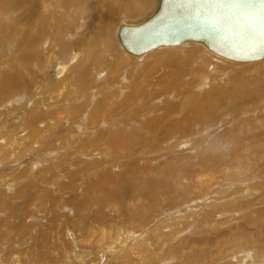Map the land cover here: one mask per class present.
Masks as SVG:
<instances>
[{"label":"rangeland","instance_id":"rangeland-1","mask_svg":"<svg viewBox=\"0 0 264 264\" xmlns=\"http://www.w3.org/2000/svg\"><path fill=\"white\" fill-rule=\"evenodd\" d=\"M52 1L46 0L44 3ZM39 2L43 3L42 0H39ZM53 4L56 5V2ZM71 6L72 8L69 12L73 17L77 14L81 15L75 3ZM28 7L30 13H33V10L36 9V13L39 14V19L37 20L39 28L45 25L44 22L48 23L46 13L49 6L46 8L45 5L35 6L34 0H13L12 4L7 5L6 11V8L1 10L15 12L14 15H16L18 22L23 24L22 28H25L28 26L27 22H25ZM87 10L90 12L89 9ZM89 12H86L87 17H89ZM54 14L52 15L53 18ZM137 17L140 16L138 15ZM125 20H128L125 21L127 23L136 21L133 17H126ZM115 26L114 24L110 26V33L116 38L120 50L124 53L130 65L127 62L124 63L121 73L117 74L114 68L116 61L112 58L113 54L106 52L104 53L106 57L102 58L104 61V67L102 66L104 72H99L102 74L101 77L96 78L94 76L89 85L87 83L80 85L77 82L78 79L75 80L79 66L70 71L61 81H55L62 76H54L53 68L57 64L55 61L48 62L44 51L39 48L32 50L33 57H31L30 61L24 62L21 57L9 53L6 56V62L3 65L0 64V83L4 79L16 81L15 90L6 89L0 93V136L2 138L0 142V264H49L50 261L67 264L59 258L57 242L61 238L64 241L68 239L73 247L75 241H77L75 237L81 235L85 229L93 232L96 249L100 251H104L108 247L111 249L126 240L128 243L133 244L131 249L135 252L138 245L144 243V245L141 244L142 250H140L142 259L140 255H135L136 259L141 260L139 263H135L134 260L132 264H155L156 262L157 264H164V262L165 264H180V262L184 264L187 262L189 264H203L206 260L209 264H213L212 261L214 262L220 258H224L222 262L229 263L225 251L230 250L229 247L231 243L233 244V241L237 243L234 247L235 250H238L241 245L248 243L251 239H257L260 233L263 235H260L261 237L259 236L258 240L255 239L257 241L255 243L263 245L261 250L264 252V242L262 243L264 239L260 241L262 237L264 238V218H261L264 217V195L262 196L264 192V59H260L263 61L258 63L259 65L255 70L241 72L248 70L250 65H238L239 61L236 62L235 60L221 57L212 52L205 44L197 41L185 42L177 46L158 47L136 56L123 48L118 35L114 33H117ZM30 32H32V29ZM92 32L91 23L85 25L83 17L76 22L75 26L67 34L57 32V28L49 24L48 34L46 35L48 40L46 51H52L53 48H59L62 52L65 48L71 50L67 46L72 44L76 50L79 51L81 48L83 52L85 51V60L91 62L92 68H97L98 63H96L94 58L96 59V54L102 52L104 40L100 37L98 40L100 42L98 43V35L92 38ZM31 34L33 39H37L40 35L37 31ZM70 35L72 36L71 41L68 40ZM14 46L15 43L12 48ZM159 49L161 50L160 55H165V57H162L163 59L160 57L155 61L153 58L156 54H159ZM154 50L159 51L155 52ZM195 51H198L200 55H204L205 59L209 58L211 62L205 59H196ZM173 52H176V55H168ZM152 53L154 55H151ZM177 56L178 58H176ZM217 61L226 65L227 71L223 70V72L218 73L215 66L213 68L214 64H219ZM242 62L248 61H240V63ZM30 65H32L31 68L27 69ZM152 65L155 68L152 69ZM136 68L142 70H137L139 71L137 72ZM127 71H130L135 77L138 76L139 83H145L142 85L143 87H151V89L150 87L147 89L144 87L148 91L147 98L149 97L150 100L148 98L146 102L145 99L134 101L135 104L133 103V106L123 113L125 117L119 111H113L112 109L107 111L108 114H106L105 118L95 117L97 110H99L95 107L99 106V104H105V108L114 104L111 101L109 103L106 102L110 100L107 99L110 95L112 99L114 98L113 100L111 99L113 102H116V97L120 96L118 99L123 98L121 95L122 91H120L119 85L116 84L118 81L113 79L117 78L119 80L121 74L123 73L124 76ZM166 71L169 72L167 73ZM208 71H212V74H209ZM166 75L170 76L168 77L169 82L161 85L158 80H162L163 76ZM200 78L209 81V83L204 82L203 84L199 82ZM130 81L128 78L124 83L128 84ZM146 84L148 85L146 86ZM220 84L223 86H220ZM196 86H199V89ZM208 89L211 92L218 91V97L215 95V98H211L213 100L198 102L194 97V92L205 94ZM158 92L159 94H157ZM154 93L155 96H152ZM105 94L107 95L105 96L107 97L106 99L103 98ZM115 94L116 97H114ZM140 102H144L142 106ZM159 104L160 107L158 106ZM151 106H154V108ZM154 109L158 110H155L158 114L163 112L162 116H158L157 112V115H154L155 118L159 119V129L156 131L149 130L150 122H152L150 119L153 117L149 114ZM166 112L168 114L165 115L168 116L164 115ZM110 114L113 117L109 116ZM185 116L189 117V119L187 120ZM108 117L117 122V124H112L120 125L127 133L132 131H129V128H134L135 134L128 133L121 141L113 138L115 142L112 140L113 143L110 140L107 145L106 138L109 140L113 136L109 134L107 127L99 124V122L101 123L103 119L109 120ZM131 117L133 119L138 118L135 119V122L140 120L139 118H143L140 120V123L142 121L140 125L143 126L139 125V129L136 128V125H130V120H133ZM66 121L68 125H65ZM162 123L165 125L163 126ZM176 123L180 125L190 124L191 128L189 130H192L189 131L188 127L186 130L175 128ZM98 126H103L101 129L104 130L102 132L105 133L103 134L105 138L103 139L101 136L102 138L100 137V139H102V144L104 145H94V147L99 148L96 151V155L79 150L81 146L88 148L96 143L97 139L91 140L92 136L90 135L94 134L95 128ZM101 129H98L97 132L101 133ZM187 130L190 132V136H188ZM102 141L100 140V142ZM91 150L94 151L95 149ZM98 152L99 154H97ZM208 177L213 180L209 182L210 184L207 182L209 180ZM108 178H113L115 181ZM151 182L154 185L150 184ZM123 185L124 188L122 187ZM131 185L132 187H130ZM248 186L249 188L252 186V191L256 192H252L251 189L247 188ZM244 188L248 190L249 194ZM103 190L107 194L103 193L105 192ZM163 190L166 192L164 191L163 193ZM240 190L244 191V196L241 195ZM179 191L182 192L180 193ZM179 193L182 194V197ZM235 193L236 196L241 197L243 205L241 209L228 210V200L232 198L231 194ZM163 194L165 197L160 196ZM114 196L119 199H115ZM173 196L177 201L173 199ZM251 202L261 203H258V206L253 203L255 205L253 207ZM155 203L159 204H156V206ZM202 203L203 205H200ZM250 203L251 205H249ZM145 204L148 205V209L151 212L146 210L147 205ZM130 206L139 207V211H134L139 216L141 215L142 219L144 217L145 219L150 218V220L143 219V221L141 219L143 223L141 221L139 224V218H137L136 213L125 212ZM164 206L167 208L166 210ZM177 207H180V210ZM260 209L263 211H260ZM114 210L115 212L117 210L119 215L117 213L115 215V212L112 213ZM172 210L173 212L171 213ZM175 210L177 211L174 212ZM247 210H256L260 215L258 216L255 213V215L257 214L256 217L252 215L251 218L253 219L251 220ZM147 211L150 215L148 213L143 214ZM93 212L95 216L92 214ZM123 212L124 215H122ZM107 214L116 216L114 217L115 219L113 218L114 224L113 222H106ZM146 214H148V217ZM173 214H177L178 218L182 215L181 222H177L178 218H175ZM129 215L135 219L133 221L134 224L123 220L130 218ZM163 215H165V218L162 217ZM170 215H172V218ZM190 215H192L191 218ZM244 216L245 218L248 216L245 221L251 220H248L251 224L247 222L250 226L248 228L246 226L248 224L243 221L245 219L243 218ZM151 217H155L153 218L154 220ZM226 217H229V222H226ZM161 218H163V222ZM166 218L169 219L167 220ZM173 218L175 220H172ZM136 219L138 220L136 221ZM255 220L257 223L254 222ZM102 222L106 225H103ZM164 222H168V225ZM151 223L153 224L151 225ZM178 223L184 224L185 229L182 228L183 230L180 229L177 232L178 225L176 224ZM252 223L258 224L257 228H255V225L251 226ZM146 224L151 226L149 225V227ZM154 224L158 225L155 227ZM163 224L166 225L164 226ZM101 225L106 226L102 228L103 231L99 227ZM169 225L173 228L168 227ZM241 225L245 226L243 230ZM230 227H232V230H230ZM111 228L114 229L112 230L114 232L111 231ZM115 228L117 231H115ZM154 228L156 230L159 228L158 231L161 234ZM129 229L132 230L130 231ZM125 231L126 233H124ZM150 231L154 235H151ZM154 231L157 232V235ZM134 232L136 233L134 234ZM148 232L150 233L148 234ZM113 233H117V235L114 236ZM143 233L148 235L144 236ZM163 233L165 236H163ZM166 233L173 237L167 236L168 234ZM121 235L126 237H121ZM219 235L220 237H218ZM226 235L228 237L231 235V238L229 237L230 242ZM142 236L147 239L149 237V239L147 240ZM214 236L218 237V239L214 238ZM154 238L155 240H153ZM158 238L159 240L162 239L160 243L163 242V245H159ZM167 238H170V240ZM218 240L219 243L215 244ZM225 240L228 241V244ZM43 243L44 245L42 246ZM148 245L151 247L149 248ZM145 246L147 249L143 248ZM160 246H162L161 251L156 249V247ZM198 247L205 248L202 250L204 251L202 252L203 254L201 251L198 252ZM163 250L164 252L162 253ZM39 252L43 253V255L41 253V257L38 256ZM80 253V258L90 254L86 251H80ZM201 254L204 256H200ZM43 256H46V261L41 259ZM154 256L159 258L156 259ZM34 257L35 259L39 257V259L32 261ZM50 258L53 259L50 260ZM242 258H246V255ZM144 260H146V263ZM231 260H234V257ZM101 261L103 262L104 259ZM96 264L99 263L96 262ZM103 264H106V262Z\"/></svg>","mask_w":264,"mask_h":264},{"label":"bare ground","instance_id":"bare-ground-1","mask_svg":"<svg viewBox=\"0 0 264 264\" xmlns=\"http://www.w3.org/2000/svg\"><path fill=\"white\" fill-rule=\"evenodd\" d=\"M43 1V3H40L39 2V0H34V2H35V6H39V5H45V8L46 7H48L49 6V8H47V13H46V15H47V20H48V23L52 26V27H55V28H57V32H64L65 34H67L69 31H70V29L71 28H73L74 26H75V24H76V22L77 21H80V19L83 17V20H84V24L86 25L87 23H91V25H92V28H93V32H92V34H91V37L92 38H94L95 36H97L98 35V39H97V41L99 40V38L101 37V39H103L104 41H103V48H102V52L101 53H99V54H96V59L94 58V60H96V63H98L97 64V68L95 67V68H92L91 67V62L90 61H87V60H85V55H86V52L84 51H82V49L80 48L79 49V51L78 50H76L75 48H73V45L72 44H68V46L67 47H70V49L71 50H69V49H66L65 48V50L62 52L61 51V49H59V48H53L52 49V51H46V46H47V43H48V40H47V34H48V28H49V24L47 23V22H44V26L43 27H38V19H39V14H37L36 13V9H34L33 10V13H30V11H29V7H28V9H27V13H26V18H25V22H27V24H28V26L27 27H25V28H22V25L23 24H21L20 22H18V19H17V17H15L16 15H14V13L15 12H5L6 10H7V5H10V4H12L13 3V0H0V64H4L5 62H6V56L10 53L11 55H14V56H18V57H21V59L24 61V62H26V61H30L31 60V57H33V49H35V48H39V49H41V50H43L44 51V55H45V57H46V60L48 61V62H51V61H55L56 62V66H54V68H53V72H54V76L56 75V77H58V76H61V78L59 79V80H55V81H61L62 79H64L67 75H68V73L70 72V71H72V70H74L77 66H79L78 68V70H77V73H76V76H75V80L76 79H78L77 80V82H79L80 83V85L81 84H84V83H87L88 85L91 83V79L95 76L96 78H98V77H101V73H99L100 71H102V72H104V70H103V57L105 56V54L104 53H109V54H113V56H112V58L116 61V63H114V68L116 69V71H117V74L118 73H121L120 71L123 69V64L124 63H129V65H130V62L128 61V59L125 57V55H124V53L120 50V47H119V44L116 42V38L114 37V36H112L111 35V33H110V26L112 25V24H114V25H116L115 26V28H116V30H117V33L116 32H114L115 34H117L118 35V39H119V29H120V26L122 25V24H138V23H141L142 21H144L145 19H147V18H149L156 10H157V8H158V6H159V1L160 0H92V1H90V0H53L52 2H48V3H44V1H46V0H42ZM56 2V5L55 4H53V3H55ZM51 3V4H50ZM57 3H59V4H57ZM75 3V5L77 6V9H78V11L80 12V14L81 15H75L74 17L72 16V14L69 12L70 10H71V8H72V4H74ZM157 3V4H156ZM2 8H6L5 9V11H2L1 9ZM89 9L90 10V12L87 10V9ZM74 9V8H73ZM86 12H89V17H87L86 16ZM55 13V14H54ZM54 14V18L52 17V15ZM140 16V17H137V16ZM78 16H79V18H78ZM126 17L127 18H131V17H133V18H135V20L136 21H134V23H127V22H125V21H128V20H125L126 19ZM125 18V19H124ZM96 23H98L97 25H96ZM21 24V25H20ZM35 25V26H34ZM32 29V32H39L40 33V35H39V37L37 38V39H33V35L31 34L32 32H30V30ZM71 35L68 37V40L69 41H71ZM120 40V39H119ZM100 41H98V43H99ZM121 42V41H120ZM188 42H192V41H188ZM15 43V46L12 48V45ZM185 43V42H184ZM201 43H203V42H201ZM183 44V43H182ZM203 44H205V43H203ZM40 45V46H39ZM121 45H122V43H121ZM180 45V44H179ZM123 46V45H122ZM171 46H177V45H171ZM162 47H165V46H162ZM11 48H12V51H11ZM123 48H124V46H123ZM125 49V48H124ZM157 49V48H156ZM161 50H162V48H160ZM159 49V50H160ZM159 50H154L155 52L156 51H159ZM161 50H160V52H158L159 54H156L155 56H154V58L153 59H155V61L158 59V58H162V57H165V55H160L161 54ZM152 51V50H151ZM163 51V50H162ZM212 51V50H211ZM212 52H214V51H212ZM195 55H196V59H200V60H204L205 59V57H204V55H200V53L198 52V51H195ZM215 54H217L216 52H214ZM51 55H52V60H51ZM142 55V54H141ZM151 55H154L153 53L151 54ZM168 55H176V52H173V53H170V54H168ZM217 55H219V54H217ZM136 56H140V55H136ZM148 56V55H147ZM149 56H150V54H149ZM178 56H180V55H178ZM178 56L176 57V58H178ZM210 56H212V55H210ZM221 57H224V56H222V55H220ZM106 57V56H105ZM212 57H214V56H212ZM216 58V57H215ZM226 58V57H225ZM163 59V58H162ZM173 59H174V56H173ZM210 59H211V57H210ZM220 59V58H219ZM205 60H209V58H207V59H205ZM221 60V59H220ZM210 62H211V60H209ZM208 61V62H209ZM213 61V60H212ZM225 61V60H224ZM236 61V60H235ZM261 61H263V60H255V61H252V62H250L249 63V61L248 62H242V63H240V61H239V63H237L238 65H250V67L248 68V70H245V71H241V72H248V71H252L253 69L255 70L256 69V67L259 65L258 63H262ZM237 62V61H236ZM235 62V63H236ZM142 63V62H141ZM217 63H219V64H214L213 65V68H214V66H215V69H216V71L218 72V73H221V72H223V70L224 71H227V69L225 68V66L226 65H223V64H221L220 62H218L217 61ZM228 63V62H227ZM53 64V63H52ZM221 64V65H220ZM139 65V64H138ZM140 65H142V64H140ZM146 65H148V64H146ZM146 65H145V68H146ZM150 65V64H149ZM173 65V64H172ZM31 66L32 65H30V67H28L27 69H29V68H31ZM103 66V67H102ZM116 66V67H115ZM91 67V68H90ZM142 67H144V66H142ZM152 67V69L153 68H155V66L154 65H152L151 66ZM212 67V66H211ZM160 68V67H159ZM26 69V70H27ZM126 69V68H125ZM156 69H158V68H156ZM210 69V68H209ZM137 70H142V69H140V68H136V71ZM29 71V70H28ZM27 71V72H28ZM90 71V72H89ZM115 71V72H116ZM137 72H139V71H137ZM167 72V71H166ZM169 72V71H168ZM167 72V73H168ZM56 73V74H55ZM145 73H147V72H145ZM165 73V72H164ZM208 73L209 74H212V71H208ZM64 74V75H63ZM156 74V73H155ZM126 75V77H124ZM148 75V74H147ZM153 75V74H152ZM157 75V74H156ZM221 75V74H220ZM226 75V74H225ZM124 76H123V73L121 74V76H120V78H119V80L117 79V78H114L113 80L115 81V80H117L118 82H116V84L117 85H119V89H120V91H122V96H123V98L122 99H118L117 97H116V94L114 95V97H116L115 98V100H116V102H113L112 100L114 99H112V97H111V95H110V97H105V96H107L106 94L103 96V98L104 99H110V100H108V101H106V102H112V103H114L112 106H109L108 108H105V104H103V103H101V104H99V106H97V107H95V108H98L99 110H97V115H95V117L97 116H99V117H103V118H105L107 115L106 114H108V110L109 109H112L113 111H119L120 113H122V116H124L125 117V115H123V113L124 112H126V110L128 109V108H131L132 106H133V103H134V101H137V100H144L145 99V102H146V100L149 98H147V94H148V91H146L145 89H147L148 87H150V86H148L147 88L145 87V89H144V87L142 86L143 84H145L144 82L142 83V84H140L139 83V78H138V76L137 77H135L130 71H127L126 72V74H124ZM141 76V75H140ZM149 76V75H148ZM158 76V75H157ZM216 76V75H215ZM218 76V75H217ZM123 77H124V79H123ZM141 77H144V76H141ZM155 77V76H154ZM168 77H170V76H163V79L162 80H158V82L161 84V85H163V83H165V84H167L168 82H169V78ZM203 77V76H202ZM214 77V76H213ZM112 78V77H111ZM130 79L131 81H130V83H124L125 82V80L126 79ZM156 78V77H155ZM101 79V78H100ZM160 79V78H159ZM148 81H149V79H148ZM199 82H201V83H203L204 84V82H208L209 83V81H206L205 79H202V78H200V80H199ZM198 82V83H199ZM115 84V85H116ZM152 84V83H151ZM148 84H146V86H147ZM156 85V84H155ZM108 86V85H107ZM157 86V85H156ZM203 86V85H202ZM201 86V87H202ZM216 86V85H215ZM220 86H223V85H221L220 84ZM153 87V86H152ZM158 87H160V86H158ZM161 87H163V86H161ZM197 87V86H196ZM199 87V86H198ZM197 87V88H198ZM218 87V86H217ZM6 89H10V91H13V90H15L16 89V81L15 80H9V79H4L1 83H0V93H2L3 91H5ZM150 89H151V87H150ZM150 89H148V90H150ZM157 89V88H156ZM159 89V88H158ZM196 89V88H195ZM199 89V88H198ZM197 89V90H198ZM93 90V89H92ZM211 90H212V88H211ZM211 90L210 89H208V91H205V94H202V93H197V92H194L195 93V95H194V97L196 98V100H198V102L199 101H203V102H207V101H209L211 98H215L214 96L216 95V97H218V91H215V92H211ZM157 91H159V90H157ZM156 91V92H157ZM213 91V90H212ZM92 92V91H91ZM149 92H151V90L149 91ZM155 92V93H156ZM153 93V92H152ZM155 93H154V95L152 94V96H155ZM157 94H159V92L157 93ZM219 95H221V94H219ZM113 96V95H112ZM151 96V97H152ZM192 97H193V94H192ZM193 97V98H194ZM154 98V97H153ZM152 98V99H153ZM159 98V97H158ZM220 98V97H219ZM262 98V97H261ZM112 99V100H111ZM228 99V98H227ZM149 100H150V98H149ZM162 100V99H161ZM211 100H213V99H211ZM157 101H158V99H157ZM160 101V100H159ZM211 102V101H210ZM219 102V101H218ZM111 103V104H112ZM144 102H140V105L142 106V104H143ZM154 103V102H153ZM152 103V104H153ZM135 104V103H134ZM160 104H163V103H160ZM160 104L158 105L159 107H160ZM109 105V104H108ZM136 107H137V105H135ZM154 106H156V105H154ZM154 106L152 107V108H154ZM145 108V107H144ZM156 108V107H155ZM146 109V108H145ZM158 109V108H157ZM157 109H154V111L155 110H157ZM130 110V109H129ZM133 111H134V109H132ZM137 110V109H136ZM153 110V109H152ZM162 110V109H161ZM152 111L149 115H152L153 117H151V121L152 122H154L153 124H151L152 122H150V126H149V130L151 129V130H153V131H156V130H158L159 128H158V124H159V119L156 117L155 118V116L158 114V110L157 111ZM159 111H160V109H159ZM163 111V110H162ZM128 112V111H127ZM154 112V113H153ZM156 112H157V114H156ZM116 113H118V112H116ZM133 113V112H132ZM138 113V112H137ZM159 113H161V114H158V116H162L163 115V112H159ZM191 113V112H190ZM165 114H168V112H166V113H164V115ZM118 115V114H117ZM135 115V114H134ZM138 115V114H137ZM142 115V114H141ZM144 115V114H143ZM155 115V116H154ZM191 115V114H190ZM109 116H111V114L109 115ZM165 116H168V115H165ZM111 117H113V116H111ZM141 117V116H140ZM180 117V116H179ZM186 117V116H185ZM193 117V116H192ZM132 118V117H131ZM145 118V117H144ZM150 118V117H149ZM166 118V117H165ZM169 118V117H168ZM167 118V119H168ZM183 118V117H182ZM187 118V120L189 119V117H186ZM194 118V117H193ZM192 118V119H193ZM108 119H109V117H108ZM133 119V118H132ZM135 119H138L137 117L135 118ZM135 119H133V120H130V122H129V124L130 125H136V128H139L140 126H143V125H140V124H142V121H141V123H140V120H142L143 118H139L140 120H136V122H135ZM98 120V119H97ZM116 120V119H115ZM145 120V119H144ZM143 120V121H144ZM166 120V119H165ZM184 120V119H183ZM186 120V119H185ZM194 120V119H193ZM197 120V119H196ZM99 121V120H98ZM132 121H134V122H132ZM162 121H163V119H162ZM179 122V121H178ZM180 122H182V121H180ZM188 122V121H187ZM112 123H116L117 124V122H114L113 121V119H109V120H107V119H103L102 121H101V123L99 122V124H102L103 126H106L107 127V130H108V132H109V134L111 135V136H113V137H111L109 140H108V138H106L107 139V141H106V143L108 142V141H112L113 140V138L115 139V140H118V141H121L122 139H123V137L124 136H126L128 133H131V134H135V132H134V128L132 129V128H129V131L130 130H132V131H130V132H126L124 129H123V127L121 128V126L120 125H115V124H112ZM175 123V122H174ZM173 123V124H174ZM185 123V122H184ZM163 124V123H162ZM65 125H68L67 124V121L65 122ZM123 125L125 126V123L123 122ZM140 125V126H139ZM165 124H163V126H164ZM176 126H174L175 128H180L181 130H186L187 129V127H188V130H189V128H191V126H190V124H187V125H180L179 123H176L175 124ZM192 125V124H191ZM103 126H98V127H96L95 128V131H94V134H91L90 136H92V139L91 140H94V139H97L96 140V143H94V144H92L90 147H88V148H86V146H81L80 148H79V150H81L82 152H85V153H91V155H96V151L99 149V148H97V147H94V145L95 144H101V145H104V144H102L103 143V141H102V139H100V137L102 136L103 137V139L105 138L104 136L105 135H103V134H105V133H103L102 131H104L103 129H101ZM171 126V125H170ZM146 128H147V126H146ZM165 128L167 129V127L165 126ZM172 128V127H171ZM170 128V129H171ZM98 129L100 130L101 129V133H98L97 131H98ZM140 129V128H139ZM138 129V130H139ZM128 130V129H127ZM168 130V129H167ZM187 130V132H188V136H190L189 135V131H191V130H189L188 131ZM186 133V132H185ZM228 133V132H227ZM191 134H192V132H191ZM136 135H138V134H136ZM185 135V134H184ZM187 135V134H186ZM107 136V135H106ZM134 136V135H133ZM132 136V137H133ZM101 137V138H102ZM107 137H109V136H107ZM138 138V137H137ZM102 141V142H100V140ZM128 139V138H127ZM126 139V140H127ZM2 141V138H1V136H0V142ZM98 141V142H97ZM114 141V140H113ZM112 141V142H113ZM128 141V140H127ZM112 142H111V144H112ZM115 142V141H114ZM113 142V143H114ZM110 143V142H109ZM130 143H132V142H130ZM107 145H108V143H107ZM79 146V145H78ZM109 147H111V146H109ZM91 149H95L94 151H92ZM112 149V148H111ZM111 152H113V151H111ZM115 152V151H114ZM97 154H99V152L97 153ZM87 156V155H86ZM96 157V156H95ZM219 157V156H218ZM92 159V158H91ZM99 159V158H98ZM215 159V158H214ZM99 161V160H98ZM217 161V160H216ZM93 162V161H92ZM95 162H97V161H95ZM104 162V161H103ZM218 162V161H217ZM214 163H215V161H214ZM111 165V164H110ZM219 166V165H218ZM208 167V166H207ZM204 168V167H203ZM110 172V171H109ZM211 172V171H210ZM106 173H108V172H106ZM208 173V172H207ZM204 175H205V173H203ZM200 175V174H199ZM112 176V175H111ZM210 176V175H209ZM115 178V177H114ZM132 178V177H131ZM201 178V177H200ZM209 178V177H208ZM105 179V178H104ZM109 179V178H108ZM110 179H112L113 181H115L113 178H110ZM109 179V180H110ZM169 179V178H168ZM107 180V179H106ZM120 180H122V179H120ZM205 180H206V178H205ZM205 180H204V182H205ZM211 180L212 179H210L209 178V180L207 181L208 182V184H210L209 182H211ZM113 181H109V182H113ZM202 181V180H201ZM200 181V182H201ZM213 181V180H212ZM108 182V181H107ZM118 182V181H117ZM199 182V183H200ZM116 183V182H115ZM123 183H125V182H123ZM103 184H105L104 182H103ZM150 184H153V182H151ZM169 184V183H168ZM167 184V185H168ZM201 184H203V183H201ZM206 184V183H205ZM214 184V183H213ZM106 185H108V184H106ZM154 185V184H153ZM156 185V184H155ZM170 185V184H169ZM112 186V185H111ZM152 186V185H151ZM173 186V185H172ZM106 187V186H105ZM123 188H124V185L122 186ZM130 187H132V185L130 186ZM147 187V186H146ZM148 187H149V185H148ZM171 187V186H170ZM190 187V186H189ZM206 187V186H205ZM246 187V186H245ZM252 187V186H251ZM251 187L249 188V186L247 187V188H249V189H251ZM168 188V187H167ZM172 188V187H171ZM176 188H177V186H176ZM103 189V188H102ZM105 189V188H104ZM109 189V188H108ZM117 189V188H116ZM154 189V188H153ZM173 189V188H172ZM180 189V188H179ZM188 189H190V188H188ZM207 189V188H206ZM256 189V188H255ZM127 190H129V189H127ZM132 190V189H131ZM159 190V189H158ZM168 190H170V189H168ZM176 190V189H175ZM175 190H174V192H175ZM182 190V189H181ZM244 190H246V188H244ZM103 191H105V190H103ZM113 191H115V190H113ZM162 191V190H161ZM164 191L165 190H163V193H164ZM247 191V193H248V190H246ZM251 191H252V189H251ZM254 191V190H253ZM252 191V192H253ZM259 191V190H258ZM110 192H111V190H110ZM123 192V191H122ZM159 192V191H158ZM166 192V191H165ZM180 192V191H179ZM182 192V191H181ZM180 192V193H181ZM183 192H186V191H183ZM254 192H256V191H254ZM103 193H106V191L105 192H103ZM114 193V192H113ZM170 193V192H169ZM171 193H172V191H171ZM179 193V194H180ZM187 193V192H186ZM206 193V192H205ZM232 193H234V192H232ZM240 193H241V195H243L244 196V191H241L240 190ZM247 193H245L246 195H247ZM251 193V192H250ZM262 193V192H261ZM107 194V193H106ZM117 194H119V192H117ZM129 194H131V193H129ZM197 194V193H196ZM201 194H202V192H201ZM249 194V193H248ZM255 194V193H254ZM257 194V193H256ZM114 195V194H113ZM181 195V197H182V194H180ZM184 195V194H183ZM199 195V194H198ZM197 195V196H198ZM264 195V192H263V194H262V196ZM105 196V195H104ZM107 196V195H106ZM118 196V195H117ZM130 196V195H129ZM128 196V197H129ZM133 196V195H132ZM160 196H164V194L163 195H160ZM171 196V195H170ZM185 196V195H184ZM191 196H193V195H191ZM199 196H201V195H199ZM94 197V196H93ZM115 197V196H114ZM165 197V196H164ZM176 197V196H175ZM231 199H229L228 201H229V203H227V208H228V210H231V209H236V210H238V208H240L241 209V206L243 205V203H242V201H241V197L240 196H236V193L235 194H231ZM256 197V196H255ZM108 198H110L109 196H108ZM118 198V197H117ZM116 197H115V199H117ZM121 198V197H120ZM132 198V197H131ZM136 198H138V197H136ZM158 198V197H157ZM162 198V197H161ZM176 198H178V197H176ZM180 198V197H179ZM196 198V197H195ZM201 198V197H200ZM253 198V197H252ZM106 199V198H105ZM114 199V200H115ZM119 199V198H118ZM166 199H168V198H166ZM173 199L174 200H176L175 198H174V196H173ZM184 199V198H183ZM182 199V200H183ZM191 199H192V197H191ZM203 199V198H202ZM264 199V198H263ZM155 200V199H154ZM172 200V199H171ZM182 200H181V202H182ZM185 200V199H184ZM194 200V199H193ZM119 201V200H118ZM168 201V200H167ZM177 201V200H176ZM175 201V202H176ZM188 201H189V199H188ZM187 201V202H188ZM159 202V201H158ZM169 202V201H168ZM209 202V201H208ZM255 202V201H254ZM254 202H251L252 204L254 203ZM96 203V202H95ZM153 203V202H152ZM160 203V202H159ZM159 203H155V205L156 204H159ZM203 203H206V202H203ZM203 203L202 204H200V205H203ZM242 203V204H241ZM251 203L249 204V205H251ZM258 203H261V202H258ZM258 203L256 204V203H254V204H256L257 206H258ZM97 204V203H96ZM111 204V203H110ZM114 204V203H113ZM118 204V203H117ZM161 204V203H160ZM207 204V203H206ZM205 204V205H206ZM215 204H217L216 202H215ZM215 204H213V205H215ZM224 204V203H223ZM229 204V205H228ZM253 204V207L255 206ZM263 204V203H262ZM261 204V205H262ZM100 206H101V204H99ZM116 205V204H115ZM145 205H147V204H145ZM152 205H154V204H152ZM165 205V204H164ZM171 205V204H170ZM175 205V204H174ZM187 205V204H186ZM204 205V206H205ZM208 205V204H207ZM226 205V204H225ZM136 206V205H135ZM135 206H130V208H128L125 212H130V213H133V214H135L137 211H139L140 210V208L139 207H135ZM151 206V205H150ZM157 206V205H156ZM155 206V207H156ZM161 206V205H160ZM204 206H202L203 208H204ZM216 206V205H215ZM256 206V207H257ZM99 207V206H98ZM110 207H112V205H110ZM116 207H118V205H116ZM115 207V208H116ZM125 207V206H124ZM142 207V206H141ZM147 207V209L146 210H149L148 209V205L146 206ZM145 207V208H146ZM159 207V206H158ZM157 207V208H158ZM165 207V206H164ZM174 207V206H173ZM217 207H218V205H217ZM221 207V206H220ZM255 207V208H256ZM260 207V206H259ZM258 207V208H259ZM78 208H79V206H78ZM100 208V207H99ZM119 208H121V207H119ZM138 208H139V210H138ZM143 208V207H142ZM141 208V209H142ZM150 208V207H149ZM152 208V207H151ZM154 208V207H153ZM163 208V207H162ZM168 208H170L169 206H168ZM178 208V207H177ZM180 208V207H179ZM178 208V209H179ZM199 208V207H198ZM219 208V207H218ZM226 208V209H227ZM258 208H257V210H258ZM111 209V208H110ZM117 209V208H116ZM155 209V208H154ZM167 208L165 207V210H166ZM177 209V210H178ZM181 209H183V207H181ZM220 209V208H219ZM223 209H224V206H223ZM81 210H82V208H81ZM83 210L85 211V209L83 208ZM119 210V209H118ZM121 210V209H120ZM134 210H136V212L134 211ZM144 210V209H143ZM146 210H144V211H146ZM161 210V209H160ZM162 210H164V209H162ZM177 210H175L174 212H176ZM180 210V209H179ZM178 210V211H179ZM193 210V209H192ZM195 210H197V209H195ZM199 210V209H198ZM202 210V209H201ZM209 210V209H208ZM208 210H206V211H208ZM109 211V210H108ZM134 211V212H133ZM150 211V210H149ZM153 211V210H152ZM155 211H157V210H155ZM206 211H203V212H206ZM248 211V216H249V218H251L252 217V215H255V213H257L258 214V212H259V210H258V212L256 211V210H247ZM250 211V212H249ZM260 211H263L262 209H260ZM82 212V211H81ZM86 212V211H85ZM95 212V211H94ZM92 213L94 216H95V213ZM115 212V210L112 212V213H114ZM119 212V211H118ZM151 212V211H150ZM158 212H160V211H158ZM165 212V211H164ZM173 212V210L171 211V213ZM188 212V211H187ZM210 212V211H209ZM244 212V211H243ZM97 213V212H96ZM106 213V212H105ZM116 213H117V210H116V212H115V215H116ZM145 213H148V211L147 212H144L143 214L145 215ZM153 213H154V211H153ZM162 213V212H161ZM160 213V214H161ZM166 213V212H165ZM184 213H185V211H184ZM261 213V212H260ZM263 213H264V211H263ZM120 214H121V211H120ZM141 214H142V211H141ZM149 215H150V213H148ZM148 214H146L147 215V217H148ZM156 214V213H155ZM159 214V213H158ZM179 214V213H178ZM244 214H246V213H244ZM256 214V215H257ZM114 214H107L106 215V222H108V223H110V222H113V224L115 223L114 221H113V218L114 217H116ZM117 215H119L118 213H117ZM122 215H124V212L122 213ZM132 215V214H131ZM131 215H129L130 216V218H126V219H123L125 222H131V223H133V221L135 220V219H133V218H131V217H133V216H131ZM153 215V214H152ZM174 215V217L176 218L177 216V214H173ZM183 215H187V214H183ZM210 215H212L211 213H210ZM231 215V214H230ZM256 215L254 216V217H256ZM260 214H258V216H259ZM99 216V215H98ZM103 216V215H102ZM135 216V215H134ZM136 216H137V218H139V220L138 219H136V221L138 220V222H139V224L141 223V221L143 220V219H145L144 217H143V219L139 216V214L138 213H136ZM155 216V215H154ZM165 215H163L162 217H164ZM167 216H169V215H167ZM171 216V218H172V215H170ZM180 216V215H179ZM189 216V215H188ZM236 216V215H235ZM248 216L246 217V218H248ZM264 216V215H263ZM150 217V216H149ZM161 217V216H160ZM192 217V215H190V218ZM225 217V216H224ZM122 218V217H121ZM152 219L153 218H155V217H151ZM165 218V217H164ZM178 218V217H177ZM184 218V217H183ZM208 218H209V216H208ZM227 218V217H226ZM243 218H245V216L243 217ZM246 218L243 220L244 222H245V224H251L250 223V221L253 219V218H251V220L250 219H248V220H250L249 222H248V220L247 221H245L246 220ZM258 218V217H257ZM261 218H264V217H261ZM99 219H100V216H99ZM115 219V218H114ZM118 219V218H117ZM142 219V220H141ZM147 219H149L150 220V218H147ZM147 219H145V220H147ZM160 219V218H159ZM162 220V222H163V218H161ZM167 219V218H166ZM165 219V220H166ZM169 219V218H168ZM167 219V220H168ZM224 219V218H223ZM229 217L227 218V220H226V222L228 221L229 222ZM235 219V218H234ZM260 219V218H259ZM81 220V219H80ZM79 220V221H80ZM148 220V221H149ZM154 220V219H153ZM166 220V221H167ZM172 220H175L174 218L172 219ZM181 220H182V215L177 219V222L178 221H180L181 222ZM237 220H240V219H237ZM242 220V219H241ZM116 221V220H115ZM135 221V222H136ZM144 221V220H143ZM143 221H142V223H143ZM186 221H187V218H186ZM188 221H190V220H188ZM205 221V220H204ZM224 221V220H223ZM82 222V221H81ZM116 222H120V221H116ZM175 222V221H174ZM176 222V223H177ZM206 222H209V221H206ZM237 222V221H236ZM248 222V223H247ZM255 223H257V221L255 220L254 221ZM122 223V222H121ZM124 223V222H123ZM155 223H156V221H155ZM164 223H166V222H164ZM184 223V222H183ZM191 223V222H190ZM82 224H84V223H82ZM102 224L104 225L105 223H103L102 222ZM130 226H132L130 223H128ZM127 224V225H128ZM134 224V223H133ZM135 224H138V223H135ZM145 224V223H144ZM153 223H151V225H152ZM158 224H159V222H158ZM157 224V225H158ZM167 225H168V222L166 223ZM166 224H163L164 226L166 225ZM173 224V223H172ZM175 224V223H174ZM189 224V223H188ZM243 224V223H242ZM249 224L248 225H246L247 226V228L248 227H250L249 226ZM100 225V224H99ZM103 225H101V226H99L100 228H101V230H102V228H105ZM106 225V224H105ZM146 225H148V224H146ZM150 225V224H149ZM148 225V226H149ZM150 225V226H151ZM155 225V224H154ZM154 225H153V227H154ZM157 225H155V227L157 226ZM163 225H162V230H163ZM171 225V224H170ZM168 226V227H170L171 228V226ZM176 225H178L177 227V232H178V230H180V229H185L184 228V224H182V223H178V224H176ZM253 225H255L256 227L255 228H257V225L256 224H253L252 223V225L251 226H253ZM79 226V225H78ZM111 226V225H110ZM120 226H122V225H120ZM149 226V227H150ZM161 226V225H160ZM174 226V225H173ZM227 226H229V225H227ZM242 226V225H241ZM66 227V226H65ZM125 227H126V225H125ZM128 227V226H127ZM133 227V226H132ZM135 227V226H134ZM145 227V226H144ZM159 227V226H158ZM188 227V226H187ZM86 228V227H85ZM108 228V227H107ZM117 228V227H116ZM115 228V231H117V229ZM122 228V227H121ZM129 228V227H128ZM136 228V227H135ZM160 228V227H159ZM159 228H157L158 230H159ZM173 228V227H172ZM171 228V229H172ZM245 228V226L243 227L242 226V230ZM254 228V229H255ZM80 229H81V227H80ZM108 229H110V228H108ZM139 229H141V228H139ZM148 229V228H147ZM153 229V228H152ZM151 229V231H153ZM155 229V228H154ZM182 229V230H183ZM112 230H114V229H112L111 228V231ZM122 230V229H121ZM130 230V229H129ZM129 230H127V231H129ZM132 230V229H131ZM130 230V231H131ZM142 230V229H141ZM149 230H150V228H149ZM156 230V229H155ZM158 230H156V231H158ZM161 230V229H160ZM230 230H232V227H230ZM240 231L241 233L243 232V231ZM83 231V230H82ZM103 231V230H102ZM118 231H120V230H118ZM136 231H137V229H136ZM139 231V230H138ZM144 231H145V229H144ZM150 231V232H151ZM156 231H154V232H156ZM170 231V230H169ZM174 231V230H173ZM238 231V230H237ZM69 232V231H68ZM85 232V233H84ZM112 232H114V231H112ZM150 232H148V234L150 233ZM79 233H80V231H79ZM122 233V232H121ZM124 233H126V231L124 232ZM136 232H134V234H135ZM153 232H151V235H154V234H152ZM158 233L159 234H161L160 233V231H158ZM214 233H216L215 231H214ZM213 233V234H214ZM229 233V232H228ZM231 233V232H230ZM232 233H234V232H232ZM244 233V232H243ZM78 234V233H77ZM114 234V233H113ZM119 234V233H118ZM132 234V233H131ZM147 234V235H148ZM164 234V233H163ZM162 234V235H163ZM166 234H168V233H166ZM217 234V233H216ZM216 234H214V235H216ZM115 235H117V233L116 234H114V236ZM123 235V234H122ZM121 235V237H126V236H122ZM138 235H139V233H138ZM142 235V234H141ZM143 235L145 236L146 234H144L143 233ZM146 235V236H147ZM156 235H157V232H156ZM240 235H242V234H240ZM262 236L263 234L262 233H260L259 235H258V237L259 236ZM131 236V235H130ZM136 236V235H135ZM163 236H165V234L163 235ZM162 236V237H163ZM167 236H169V234L167 235ZM166 236V237H167ZM227 237H228V235H226ZM231 235H229V237H230ZM260 236V237H261ZM78 237V238H77ZM77 237H75L76 239H77V241H75V245L72 247V243H70V240H62V238L59 240V242H57L58 243V248H59V251H58V253H59V258L60 259H62V261H65L67 264H96V262L97 263H99V264H103V263H105L106 262V264H120V263H125V264H132V262L135 260V263H139L140 262V260L142 259V257H141V251L140 250H142V247H141V244H139L138 245V247H137V249H136V251L134 252L132 249H131V245H133L132 243H128L126 240H124V242H122V244H120V245H118V246H114L113 248H111L110 249V247H108L107 249H105L104 251H100L99 249H96V246H95V243H94V239H93V232L91 231V230H84L83 231V233L81 234V235H77ZM119 237V236H118ZM127 237H129V236H127ZM137 237V236H136ZM143 237V236H142ZM158 237H159V235H158ZM169 237H173V236H169ZM190 237V236H189ZM218 237H220V235L218 236ZM218 237H215L214 236V238H217L218 239ZM225 237V236H224ZM227 237H225V238H227ZM228 237V238H229ZM233 237H234V235H233ZM258 237H257V239L256 240H258ZM130 238V237H129ZM143 238H145V237H143ZM153 238V237H152ZM160 238V237H159ZM159 238H158V240H159ZM231 238V237H230ZM230 238L228 239V241L230 242ZM237 238V237H236ZM238 238H239V236H238ZM241 238V237H240ZM132 239H133V237H132ZM145 239H147V238H145ZM144 239V240H145ZM148 239H149V237H148ZM147 239V240H148ZM167 239H169L170 240V238H167ZM177 239H179V238H177ZM176 239V240H177ZM254 238L253 239H251L248 243H246V244H244V245H241L240 247H239V249L238 250H235V245L237 244V243H235V241H233V244L231 243V246L229 247L230 248V250H227V251H225L226 253L225 254H227L226 255V258H227V261H229V263H224V262H222V260L224 259V258H220L219 260L217 259L216 261H212V263L213 264H264V252L261 250V247L263 246V245H257V243H255V240ZM264 238L262 237V239L260 240V241H262ZM129 240V239H128ZM137 240V239H136ZM150 240H151V238H150ZM153 240H155V238L153 239ZM162 240V239H161ZM161 240H159V243H160V241ZM174 240V239H173ZM216 240V239H215ZM219 240H221L220 238H219ZM219 240L217 241V242H215V244L216 243H219ZM233 240V239H232ZM238 240V239H237ZM240 240V239H239ZM166 241V240H165ZM168 241V240H167ZM223 241H224V239H223ZM226 241V240H225ZM228 241H226L227 242V244H228ZM136 242V241H135ZM138 243H139V241H137ZM146 242V241H145ZM152 242V241H151ZM154 242V241H153ZM156 242V241H155ZM209 242V241H208ZM208 242H206L207 244H208ZM214 242V241H213ZM225 242V243H226ZM237 242V241H236ZM253 242V243H252ZM257 242V241H256ZM264 241H262V243H263ZM137 243V244H138ZM157 243V242H156ZM163 242H161L159 245H163L162 244ZM259 243V242H258ZM262 243H260V244H262ZM166 244H168V243H166ZM205 244V243H204ZM204 244H203V246H204ZM213 244V243H212ZM227 244H225V245H227ZM230 244V243H229ZM44 245V243L42 244V246ZM142 245H144V243L142 244ZM150 245V244H149ZM148 245V247L150 248L151 246H149ZM156 245V244H155ZM146 246H147V244H146ZM146 246L145 247H143V248H146ZM167 246H169V244L167 245ZM201 246V245H200ZM214 246H216V245H214ZM260 246V247H259ZM195 247V246H194ZM194 247H193V249H194ZM197 247V246H196ZM204 247H206V246H204ZM204 247H198L199 249H198V252H200L201 251V253L202 252H204V251H202L203 250V248ZM45 248V247H44ZM141 248V249H140ZM172 248V247H171ZM221 248V247H220ZM147 249V248H146ZM156 249H160V251L162 250V246H160V247H156ZM197 249V248H196ZM205 249V248H204ZM207 249V248H206ZM135 250V249H134ZM149 250V249H148ZM155 250V249H154ZM208 250V249H207ZM241 250V251H240ZM80 251H86V252H89L90 254L88 255V256H86V255H84L82 258H80V256H81V253H80ZM138 251H140V252H138ZM168 251V250H167ZM218 251H220V250H218ZM156 252H157V250H156ZM155 252V253H156ZM164 252V250L162 251V253ZM207 252V251H206ZM42 253V252H41ZM41 253L39 252V257H41ZM155 253H153V254H155ZM168 253V252H167ZM187 253V252H186ZM38 254V253H37ZM46 254V253H45ZM44 254V255H45ZM153 254H151L152 256H153ZM161 254V253H160ZM203 254V253H202ZM200 255V256H204V255ZM42 255H43V253H42ZM135 255H140V257H141V259H136V256ZM145 255H147V254H145ZM150 255V254H149ZM155 255H157V254H155ZM244 255H246V258H242ZM35 256V255H34ZM47 256V255H46ZM46 256H43L41 259H44L45 261L47 260V258H46ZM157 256H159V255H157ZM163 256V255H162ZM189 256H191V255H189ZM188 256V257H189ZM39 257H37L36 259H35V257L34 258H32L33 260L32 261H35V260H37V259H39ZM48 257V256H47ZM107 257V258H106ZM148 257H150V256H148ZM148 257H145V258H147V259H149ZM155 257V256H154ZM165 257V256H164ZM163 257V258H164ZM193 257V256H192ZM233 257H234V260H231V258L233 259ZM31 258V257H30ZM145 258H143V259H145ZM153 258V257H152ZM156 258V257H155ZM159 257H157L156 259H158ZM168 258V257H167ZM174 258V257H173ZM53 259V258H52ZM51 258H50V260H52ZM102 259H104V261L102 262L101 260ZM155 259V260H156ZM169 259V258H168ZM175 259V258H174ZM186 259H187V257H186ZM189 259H191V258H189ZM194 259V258H193ZM192 259V260H193ZM150 260H151V258H150ZM160 260V259H159ZM28 261L29 262H31L29 259H28ZM146 260H144V262H145ZM153 261H154V259H153ZM167 261V260H166ZM182 261V260H181ZM205 261V260H204ZM235 261V262H234ZM155 262V261H154ZM161 262V261H160ZM177 262V261H176ZM143 263V262H142ZM146 263V262H145ZM174 263V262H173ZM197 263V262H196ZM49 264H59L58 262H56V261H50V263ZM149 264V263H148ZM154 264V263H153ZM155 264H157V262L155 263ZM164 264H165V262H164ZM180 264H184V263H182V262H180ZM185 264H189L188 262L187 263H185ZM191 264V263H190ZM202 264V263H201ZM203 264H209V262L206 260V262H203Z\"/></svg>","mask_w":264,"mask_h":264},{"label":"water","instance_id":"water-1","mask_svg":"<svg viewBox=\"0 0 264 264\" xmlns=\"http://www.w3.org/2000/svg\"><path fill=\"white\" fill-rule=\"evenodd\" d=\"M187 3L188 0H160L149 18L138 24H122L119 39L124 48L133 55H141L158 47L197 41L231 60L264 59V52H249L230 32L200 27V22L185 10Z\"/></svg>","mask_w":264,"mask_h":264},{"label":"snow or ice","instance_id":"snow-or-ice-1","mask_svg":"<svg viewBox=\"0 0 264 264\" xmlns=\"http://www.w3.org/2000/svg\"><path fill=\"white\" fill-rule=\"evenodd\" d=\"M199 26L230 32L249 52H264V0H188Z\"/></svg>","mask_w":264,"mask_h":264}]
</instances>
